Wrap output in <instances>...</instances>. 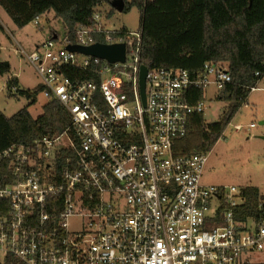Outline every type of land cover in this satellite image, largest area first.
<instances>
[{"label":"built area","instance_id":"built-area-1","mask_svg":"<svg viewBox=\"0 0 264 264\" xmlns=\"http://www.w3.org/2000/svg\"><path fill=\"white\" fill-rule=\"evenodd\" d=\"M100 8L73 42L52 35L19 50L70 125L0 152V264H264L252 258L264 252V217L233 216L242 188L203 185L207 153L174 151L207 108L204 90L231 82L226 66H145L143 103L141 30L106 29ZM95 44L123 45L124 60L68 50Z\"/></svg>","mask_w":264,"mask_h":264},{"label":"trees","instance_id":"trees-1","mask_svg":"<svg viewBox=\"0 0 264 264\" xmlns=\"http://www.w3.org/2000/svg\"><path fill=\"white\" fill-rule=\"evenodd\" d=\"M113 1L116 0H0V7L17 28L28 25L36 16L53 13L64 27V36L73 42L76 25L92 23V8ZM123 1L124 13L132 7L140 12V61L147 68H181L197 74L205 62L226 66L231 82L217 96L226 104L218 121L207 124L202 114L192 116L185 137L174 147L180 155L208 153L246 103L250 91L243 89L253 88L264 78V0ZM9 70V65L0 60V75ZM256 72L259 76H255ZM67 74L76 76L74 72ZM5 86L7 90L17 88L16 78L7 80ZM39 92L40 88L27 92L31 102L12 116L0 112V152L12 144H27L69 127L67 113L53 101L42 106L38 117L31 116L28 107ZM201 98L202 91H196L194 101ZM242 194L245 203L233 208L234 218H263L264 202L258 188L246 186ZM4 264L18 263L6 259Z\"/></svg>","mask_w":264,"mask_h":264},{"label":"rangeland","instance_id":"rangeland-1","mask_svg":"<svg viewBox=\"0 0 264 264\" xmlns=\"http://www.w3.org/2000/svg\"><path fill=\"white\" fill-rule=\"evenodd\" d=\"M108 13L104 25L108 30L124 28L136 31L140 26V12L132 7L128 12L112 11L110 5L104 3L100 8ZM0 60L9 65V75L19 78L17 89L5 86L7 74L0 75V112L10 117L26 107L31 99L27 92L39 91L41 81L27 62L26 55L31 53L41 42L57 34L61 39L64 27L53 13L41 17L37 28L31 23L17 28L11 23L8 15L0 7ZM10 79V78H9ZM8 79V80H9ZM217 91L213 87L204 90L203 100L207 108L203 113L205 123L217 122L226 107L224 102L215 98ZM217 97V96H216ZM36 101L28 107L33 118L42 113V106L47 99L39 92ZM253 124V127H249ZM240 125L242 131H235L234 126ZM203 185L234 186L238 189L255 186L259 189L264 202V78L256 88L248 94L245 104L237 111L222 137L207 153L202 171ZM256 261H264V252L252 257Z\"/></svg>","mask_w":264,"mask_h":264},{"label":"water","instance_id":"water-1","mask_svg":"<svg viewBox=\"0 0 264 264\" xmlns=\"http://www.w3.org/2000/svg\"><path fill=\"white\" fill-rule=\"evenodd\" d=\"M114 11L117 12H123L125 8V3L123 0H116L113 1L111 4H109ZM69 51L77 52L84 55H90L94 57H98L101 59H105L109 61L110 63L120 61L122 62L124 60V46L123 45H113V46H103L99 44H95L93 46L83 48V47H77V46H69ZM147 68L142 65L140 67L139 72V85H140V93L141 98L144 103V78L146 74Z\"/></svg>","mask_w":264,"mask_h":264},{"label":"crops","instance_id":"crops-1","mask_svg":"<svg viewBox=\"0 0 264 264\" xmlns=\"http://www.w3.org/2000/svg\"><path fill=\"white\" fill-rule=\"evenodd\" d=\"M111 8V7H110ZM112 12V11H111ZM109 15V14H108ZM108 17V16H107ZM12 23V22H11ZM13 24V23H12ZM10 71V70H9ZM9 78H16V80H17V82H19V78L18 77H14L13 75H9V73L7 74V78H6V81L9 79ZM5 84H6V82H5ZM17 87H18V83H17ZM29 111V110H28ZM234 119V118H233ZM232 119V120H233ZM230 124H231V122H230ZM236 126V125H235ZM243 130V129H242ZM241 130V131H242ZM257 188V187H256ZM259 190V189H258Z\"/></svg>","mask_w":264,"mask_h":264}]
</instances>
